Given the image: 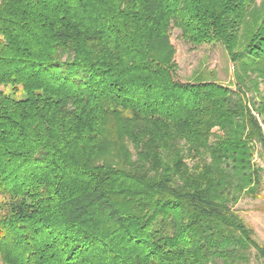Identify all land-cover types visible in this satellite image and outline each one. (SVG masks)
I'll use <instances>...</instances> for the list:
<instances>
[{"label": "trees", "instance_id": "16d2710c", "mask_svg": "<svg viewBox=\"0 0 264 264\" xmlns=\"http://www.w3.org/2000/svg\"><path fill=\"white\" fill-rule=\"evenodd\" d=\"M256 1L0 0L5 264H264L232 208L264 161ZM171 28L219 43L230 85L178 79Z\"/></svg>", "mask_w": 264, "mask_h": 264}, {"label": "rangeland", "instance_id": "374dc122", "mask_svg": "<svg viewBox=\"0 0 264 264\" xmlns=\"http://www.w3.org/2000/svg\"><path fill=\"white\" fill-rule=\"evenodd\" d=\"M263 2L264 0H257L256 5L259 7L260 3L263 4ZM170 35L171 42L176 48L178 79L190 80L201 73L205 77H209L225 85H230V82L233 81L231 74L232 63L229 61L224 48L219 43L192 44L185 41L180 36V31L176 28H171ZM262 85L263 83H260V87ZM0 91L3 93H12L10 87L0 86ZM262 93L264 94V90ZM248 95L250 96L251 92H248ZM254 100L258 103V99ZM255 115L260 122L261 117L256 113ZM260 125L264 131V123L260 122ZM254 146L250 162L253 166L260 168V183L258 189L254 194H248L242 191L234 204H232V208L243 219L244 223L252 229L255 240L264 245V161L260 152V145L254 142ZM248 258V264H262L261 260L255 256L253 249L249 250ZM0 264L5 263L0 259Z\"/></svg>", "mask_w": 264, "mask_h": 264}]
</instances>
